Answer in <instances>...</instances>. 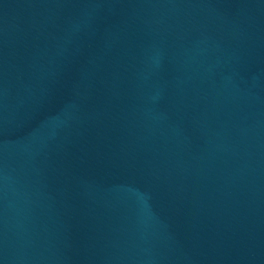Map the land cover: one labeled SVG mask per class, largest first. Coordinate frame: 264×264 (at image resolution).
<instances>
[{
  "label": "water",
  "instance_id": "obj_1",
  "mask_svg": "<svg viewBox=\"0 0 264 264\" xmlns=\"http://www.w3.org/2000/svg\"><path fill=\"white\" fill-rule=\"evenodd\" d=\"M0 264H264V0H0Z\"/></svg>",
  "mask_w": 264,
  "mask_h": 264
}]
</instances>
